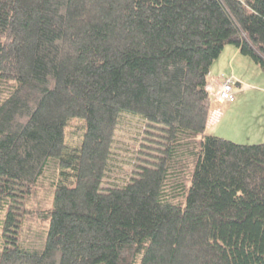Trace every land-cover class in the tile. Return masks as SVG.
Listing matches in <instances>:
<instances>
[{
	"label": "trees",
	"instance_id": "trees-1",
	"mask_svg": "<svg viewBox=\"0 0 264 264\" xmlns=\"http://www.w3.org/2000/svg\"><path fill=\"white\" fill-rule=\"evenodd\" d=\"M228 43L264 68V0H0V264H264V142L206 130Z\"/></svg>",
	"mask_w": 264,
	"mask_h": 264
},
{
	"label": "rangeland",
	"instance_id": "rangeland-1",
	"mask_svg": "<svg viewBox=\"0 0 264 264\" xmlns=\"http://www.w3.org/2000/svg\"><path fill=\"white\" fill-rule=\"evenodd\" d=\"M233 43L227 44V49L223 54V58L226 61L225 64H221V61H219L220 65L213 64L212 73L217 74V72H224L230 70L232 64H234L235 67V73H238V70L240 71V75L245 77V82L242 83L240 86H237L236 82H239V79L237 76H235L233 71L234 77V87L235 92L237 94L236 97L240 96L242 98V101L240 100L241 104L238 106L237 111H231L229 115V120H221L222 122L218 124H214L213 126H210L208 131L212 134L216 135H222L223 137L233 139L236 142L239 143H253V142H264V127L259 124H264V68L257 63H255L252 59V57H247L241 53V58H245L244 61L241 58L235 59L232 58V54L228 53L230 50V47L236 48ZM232 59V61L230 60ZM247 87H246V86ZM219 100V99H218ZM216 100V101H218ZM213 102V101H212ZM233 102V101H232ZM225 103V102H223ZM230 111V109L228 110ZM227 111V112H228ZM229 113V112H228ZM244 113V114H241ZM237 114H241L237 116ZM243 116H246L244 118L245 122L251 124V126H248L244 124L243 122ZM251 116V117H250ZM237 118V120L235 118ZM209 118V117H208ZM248 120H255V122H258V125L256 123H251ZM121 128L118 131V143H116V153L113 160V168L111 175L107 178V182H121V177L125 175L126 169H128V166L130 165L127 161L130 160L129 155L130 154H137V152H133V145H137L136 150H138L140 147L138 146V141L133 138V136L138 132H144V128L142 127V121L139 117L132 115V114H125L122 121H121ZM112 184V183H111ZM47 191V192H46ZM48 193V190H44L43 194H41L40 199L45 195L47 196V200L51 198L50 193ZM19 198V197H18ZM22 198V197H20ZM19 198V200H20ZM25 199V198H24ZM23 199V200H24ZM46 202H42L43 200H39L38 205L35 204L36 201L32 200H25L24 203L20 202L17 203L19 205V208L22 210L25 208L29 209L32 207V209L40 208V210L45 207ZM45 201V200H44ZM32 202V204H31ZM49 203V202H48ZM37 205V206H36ZM29 206V207H28ZM30 210V209H29ZM35 212L29 213L30 217H26V225L27 228L31 226L32 230L34 228L37 230H41V227L43 229V225L49 224V220L43 216L42 220H40V224H38L39 220L38 217L35 216ZM22 218V217H21ZM41 219V217H39ZM1 222V221H0ZM33 230V234H36V232ZM20 237V235H19Z\"/></svg>",
	"mask_w": 264,
	"mask_h": 264
},
{
	"label": "crops",
	"instance_id": "crops-1",
	"mask_svg": "<svg viewBox=\"0 0 264 264\" xmlns=\"http://www.w3.org/2000/svg\"><path fill=\"white\" fill-rule=\"evenodd\" d=\"M236 46V45H234ZM227 45L224 47V49L222 50V52L220 53L219 57L216 58V60L212 63V67H211V70H210V74H209V80L211 79H215L216 82H220L222 81V79L224 77H228V76H231L233 75V71L235 73V67L234 64H232L233 66H231V68H229L230 70L228 71H224V72H217V74L215 73H212V69H213V64H217V65H220L219 64V61H221V64H225V61H226V57L225 59L223 58V54L224 52L226 51L227 49ZM230 51L228 53H231L232 54V58H235V59H239L241 58V52H240V49L239 47L236 46V48H232L230 47L229 49ZM243 54V53H242ZM245 55V54H243ZM247 56V55H245ZM249 57V56H247ZM242 60H244L245 58H241ZM232 61V59H230ZM244 61H247V60H244ZM254 61V60H253ZM255 62V61H254ZM256 63V62H255ZM258 64V63H257ZM259 65V64H258ZM235 76H237V78L239 79V82H236L237 86H240L242 83L245 82V77H243L242 75H240V71L238 70V73H235L234 74ZM233 77V76H231ZM234 78V77H233ZM246 86V85H245ZM247 87V86H246ZM237 96V94H236ZM241 96V95H240ZM240 96L236 97L237 99L233 102H229V103H223L222 101L218 100V101H213L212 104H211V108H210V114H209V118H208V126H207V133L209 132L208 129L210 128V126H213L214 124H216L218 122L221 123L222 121L221 120H229V115L231 113V111H237L238 110V106L241 104L240 100L242 101V98H240ZM230 109V111H228ZM229 113H228V112ZM241 114H244V113H241ZM241 114H237V116L241 115ZM245 115V114H244ZM251 117V116H250ZM235 118V117H234ZM243 119V122H245L244 118H246V116H243L242 117ZM237 120V118H235ZM264 120V118H262ZM260 119H258V122H259ZM247 121H250L251 123H256L255 120H248ZM258 122L256 123L258 125ZM244 124L248 125V126H251V124L245 122ZM261 126L264 127V124H259ZM210 133V132H209Z\"/></svg>",
	"mask_w": 264,
	"mask_h": 264
},
{
	"label": "built area",
	"instance_id": "built-area-1",
	"mask_svg": "<svg viewBox=\"0 0 264 264\" xmlns=\"http://www.w3.org/2000/svg\"><path fill=\"white\" fill-rule=\"evenodd\" d=\"M234 82V78L231 76L224 77L220 82H216L215 79H211L207 87L210 90L211 99L213 101L219 99L225 103L235 101L237 98Z\"/></svg>",
	"mask_w": 264,
	"mask_h": 264
}]
</instances>
